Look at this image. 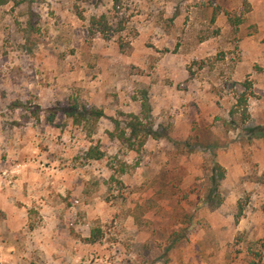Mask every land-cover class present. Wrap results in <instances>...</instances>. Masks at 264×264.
I'll list each match as a JSON object with an SVG mask.
<instances>
[{"label":"rangeland","instance_id":"1","mask_svg":"<svg viewBox=\"0 0 264 264\" xmlns=\"http://www.w3.org/2000/svg\"><path fill=\"white\" fill-rule=\"evenodd\" d=\"M0 264H264V0H0Z\"/></svg>","mask_w":264,"mask_h":264},{"label":"trees","instance_id":"2","mask_svg":"<svg viewBox=\"0 0 264 264\" xmlns=\"http://www.w3.org/2000/svg\"><path fill=\"white\" fill-rule=\"evenodd\" d=\"M80 1H85V0H80ZM115 3V6H117L118 4L121 3L122 0H113ZM81 16L82 14L79 13ZM90 22V27H92L91 29H95L97 32L103 33V34H107L111 31H114V23L108 18V16L106 14H102L100 16H92L89 20ZM34 26L32 25V23L29 21L28 23V44H30V48H32L33 45H35V38H33L31 31L33 32L34 30ZM247 110H244V112L242 113V117L240 118L241 121L244 123L246 122V119L248 118L247 115ZM66 115L70 118H73L74 120H76L77 122H81L83 119L87 120L88 119V111H81L78 108V104H71L67 109H65ZM90 113V112H89ZM238 111L233 109L231 111V119L230 121H227L226 123H229L232 127L234 125V127H237V114ZM92 117L94 119H98L99 117H101L103 115L102 112L100 111H94L92 113ZM89 114V115H90ZM134 128L138 129V127L136 126V124H134ZM215 173L214 175L211 177V183L213 185V188L211 189L210 193H209V200H211L212 196H214V194H216V191L219 188L220 185V181L223 180L225 178V170L222 168V166L216 164V166L214 167Z\"/></svg>","mask_w":264,"mask_h":264}]
</instances>
